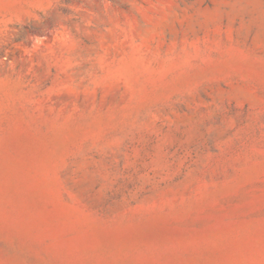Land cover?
<instances>
[{
  "label": "rangeland",
  "instance_id": "1",
  "mask_svg": "<svg viewBox=\"0 0 264 264\" xmlns=\"http://www.w3.org/2000/svg\"><path fill=\"white\" fill-rule=\"evenodd\" d=\"M0 264H264V0H0Z\"/></svg>",
  "mask_w": 264,
  "mask_h": 264
}]
</instances>
